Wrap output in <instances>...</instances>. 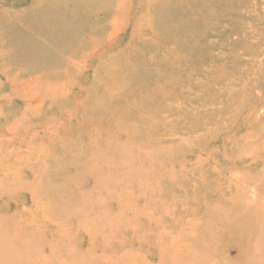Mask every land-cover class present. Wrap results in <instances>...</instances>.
<instances>
[{
	"label": "rangeland",
	"instance_id": "1",
	"mask_svg": "<svg viewBox=\"0 0 264 264\" xmlns=\"http://www.w3.org/2000/svg\"><path fill=\"white\" fill-rule=\"evenodd\" d=\"M0 264H264V0H0Z\"/></svg>",
	"mask_w": 264,
	"mask_h": 264
}]
</instances>
